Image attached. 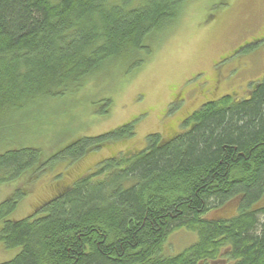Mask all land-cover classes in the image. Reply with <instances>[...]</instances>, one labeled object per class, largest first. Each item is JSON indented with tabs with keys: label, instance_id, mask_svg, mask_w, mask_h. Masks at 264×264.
I'll return each instance as SVG.
<instances>
[{
	"label": "trees",
	"instance_id": "trees-1",
	"mask_svg": "<svg viewBox=\"0 0 264 264\" xmlns=\"http://www.w3.org/2000/svg\"><path fill=\"white\" fill-rule=\"evenodd\" d=\"M190 1L0 0V127L93 74L130 73L143 63L147 40ZM248 86L249 96L206 102L182 130L150 134L142 148L59 185L36 213L5 219L28 194L15 192L0 203V242L20 250L0 264H264V78ZM134 124L50 156L30 146L0 152V185L25 174L30 184L55 159L78 160L132 137ZM181 228L199 240L166 255Z\"/></svg>",
	"mask_w": 264,
	"mask_h": 264
},
{
	"label": "rangeland",
	"instance_id": "rangeland-1",
	"mask_svg": "<svg viewBox=\"0 0 264 264\" xmlns=\"http://www.w3.org/2000/svg\"><path fill=\"white\" fill-rule=\"evenodd\" d=\"M139 55L144 61L130 73L112 67L93 74L80 89L39 100L0 127L1 153L30 146L50 156L78 138L135 122L130 138L89 151L78 160L55 159L30 184L31 176L25 174L0 185V203L28 190L5 219L36 213L57 194L59 185L74 183L113 154L142 148L148 135L166 136L173 125L182 130V122L206 102L227 94L249 96L248 83L264 78V0H191L179 20L149 38ZM198 240L196 231L181 228L169 237L165 254H179ZM19 250L0 242V263Z\"/></svg>",
	"mask_w": 264,
	"mask_h": 264
},
{
	"label": "flooded vegetation",
	"instance_id": "flooded-vegetation-1",
	"mask_svg": "<svg viewBox=\"0 0 264 264\" xmlns=\"http://www.w3.org/2000/svg\"><path fill=\"white\" fill-rule=\"evenodd\" d=\"M177 130L175 129V126L173 125V126H170L169 128H167V132L168 133H174V132H176Z\"/></svg>",
	"mask_w": 264,
	"mask_h": 264
}]
</instances>
